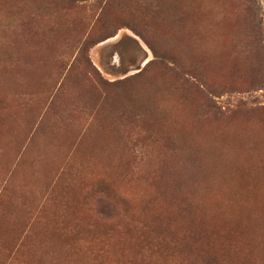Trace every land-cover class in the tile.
<instances>
[{
	"label": "rangeland",
	"instance_id": "obj_1",
	"mask_svg": "<svg viewBox=\"0 0 264 264\" xmlns=\"http://www.w3.org/2000/svg\"><path fill=\"white\" fill-rule=\"evenodd\" d=\"M0 264H264V0H0Z\"/></svg>",
	"mask_w": 264,
	"mask_h": 264
},
{
	"label": "bare ground",
	"instance_id": "obj_2",
	"mask_svg": "<svg viewBox=\"0 0 264 264\" xmlns=\"http://www.w3.org/2000/svg\"><path fill=\"white\" fill-rule=\"evenodd\" d=\"M141 44V43H140ZM143 47V46H142ZM243 148V147H242ZM248 153V152H247Z\"/></svg>",
	"mask_w": 264,
	"mask_h": 264
}]
</instances>
